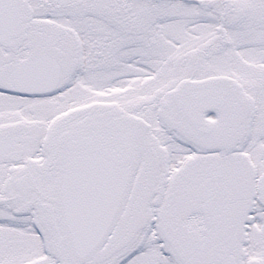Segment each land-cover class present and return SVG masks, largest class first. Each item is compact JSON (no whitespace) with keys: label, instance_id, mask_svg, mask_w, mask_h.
<instances>
[{"label":"snow or ice","instance_id":"snow-or-ice-1","mask_svg":"<svg viewBox=\"0 0 264 264\" xmlns=\"http://www.w3.org/2000/svg\"><path fill=\"white\" fill-rule=\"evenodd\" d=\"M0 264H264V0H0Z\"/></svg>","mask_w":264,"mask_h":264}]
</instances>
